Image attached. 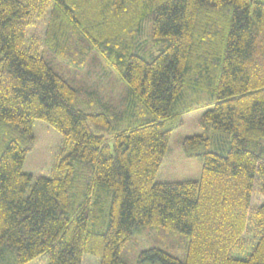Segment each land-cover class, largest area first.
Segmentation results:
<instances>
[{"label":"trees","instance_id":"1","mask_svg":"<svg viewBox=\"0 0 264 264\" xmlns=\"http://www.w3.org/2000/svg\"><path fill=\"white\" fill-rule=\"evenodd\" d=\"M211 106L185 141L200 180L155 183L165 121ZM36 120L63 137L58 177L22 172ZM210 133L226 148L195 153ZM0 137V264H130L138 227L185 249L138 264H264V0H0Z\"/></svg>","mask_w":264,"mask_h":264},{"label":"rangeland","instance_id":"2","mask_svg":"<svg viewBox=\"0 0 264 264\" xmlns=\"http://www.w3.org/2000/svg\"><path fill=\"white\" fill-rule=\"evenodd\" d=\"M44 21H39L34 25L30 32L31 35L40 36L44 31ZM211 107H202L184 113L181 116L173 117L165 121V128L172 129L170 139L162 158L161 165L155 175L154 182L157 184H176L189 181H198L201 178L203 168V158L200 156H189L185 151L188 148L192 151L193 146L185 143L187 138L203 135L206 133L201 125L204 114ZM209 133V132H207ZM34 146L26 155L22 166L24 174L32 175L34 180L38 178H52L59 176L57 168L60 159L61 147L63 142L62 135L49 126L46 122L36 120L32 127ZM211 140L207 146H200L195 153L204 151H216L226 148V141L222 134L214 136L210 133ZM218 138V140H217ZM2 137H0L1 141ZM264 144V143H263ZM264 202V179L259 180L253 191L251 207H258ZM250 244L254 243L251 237L246 234ZM160 248L174 252L181 261H184V243L178 240L175 234L163 232L158 227H138L130 240L127 241L122 256L130 264H138V255L141 251L151 248ZM251 245L246 247L243 252L235 253V256L244 257L250 251ZM29 264H49L48 256L42 255ZM83 264H99L96 257L85 255ZM142 264H151L144 262Z\"/></svg>","mask_w":264,"mask_h":264}]
</instances>
